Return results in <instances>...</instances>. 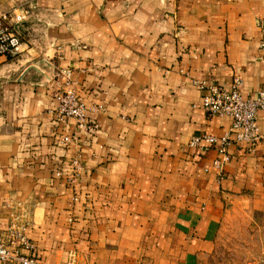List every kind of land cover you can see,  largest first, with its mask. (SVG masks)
<instances>
[{"label":"crops","instance_id":"obj_1","mask_svg":"<svg viewBox=\"0 0 264 264\" xmlns=\"http://www.w3.org/2000/svg\"><path fill=\"white\" fill-rule=\"evenodd\" d=\"M21 10L18 53L0 55V233L21 203L42 264H201L229 212L264 210V112L262 142L228 145L219 170L217 143L187 147L229 126L193 81L264 89V0H0V15ZM61 71L102 108L78 149L57 143Z\"/></svg>","mask_w":264,"mask_h":264},{"label":"built area","instance_id":"obj_2","mask_svg":"<svg viewBox=\"0 0 264 264\" xmlns=\"http://www.w3.org/2000/svg\"><path fill=\"white\" fill-rule=\"evenodd\" d=\"M28 16L27 10L6 17L0 15V55L14 56L18 53L20 37L17 24L22 23ZM58 90L54 93L56 101L54 117L62 128L70 127L58 140L62 147L73 146L78 149L77 133L91 132L94 128L87 119L88 113L100 112V106H85L69 81L67 71L58 74ZM194 86L201 92L200 108L210 116L226 117L229 126L219 136L199 134L191 136L187 141V147L206 151L216 143L215 149L218 158L211 163L212 168L219 170L230 159L227 152L228 145H235L243 153L251 154L255 147L263 140L256 124V113L264 112V89L252 93L242 94L241 81L233 78L229 89L208 84L204 81H193ZM70 169L66 175L69 184H73L81 170L78 156H73L69 161ZM55 176L60 171H54ZM7 227L0 233V264H42L35 255L32 243L26 238L25 230L29 226V213L25 206L16 203L10 207ZM74 256L69 255L65 264H76Z\"/></svg>","mask_w":264,"mask_h":264},{"label":"rangeland","instance_id":"obj_3","mask_svg":"<svg viewBox=\"0 0 264 264\" xmlns=\"http://www.w3.org/2000/svg\"><path fill=\"white\" fill-rule=\"evenodd\" d=\"M201 264H264V210L229 212Z\"/></svg>","mask_w":264,"mask_h":264},{"label":"water","instance_id":"obj_4","mask_svg":"<svg viewBox=\"0 0 264 264\" xmlns=\"http://www.w3.org/2000/svg\"><path fill=\"white\" fill-rule=\"evenodd\" d=\"M18 25H19V24H17L16 27H18ZM31 68L35 69L34 67H31Z\"/></svg>","mask_w":264,"mask_h":264},{"label":"trees","instance_id":"obj_5","mask_svg":"<svg viewBox=\"0 0 264 264\" xmlns=\"http://www.w3.org/2000/svg\"><path fill=\"white\" fill-rule=\"evenodd\" d=\"M17 31H18V33H19V30H18V28H17Z\"/></svg>","mask_w":264,"mask_h":264}]
</instances>
